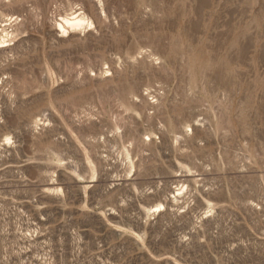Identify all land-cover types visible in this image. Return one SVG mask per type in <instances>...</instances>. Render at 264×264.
Returning <instances> with one entry per match:
<instances>
[{
	"label": "rangeland",
	"instance_id": "374dc122",
	"mask_svg": "<svg viewBox=\"0 0 264 264\" xmlns=\"http://www.w3.org/2000/svg\"><path fill=\"white\" fill-rule=\"evenodd\" d=\"M0 264H264V0H0Z\"/></svg>",
	"mask_w": 264,
	"mask_h": 264
},
{
	"label": "bare ground",
	"instance_id": "6f19581e",
	"mask_svg": "<svg viewBox=\"0 0 264 264\" xmlns=\"http://www.w3.org/2000/svg\"><path fill=\"white\" fill-rule=\"evenodd\" d=\"M69 21V20H68ZM73 21V20H72ZM70 23V22H69ZM71 25H77V26H79V25H81V21L79 20V21H76V22H72L71 23Z\"/></svg>",
	"mask_w": 264,
	"mask_h": 264
}]
</instances>
